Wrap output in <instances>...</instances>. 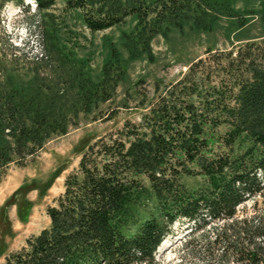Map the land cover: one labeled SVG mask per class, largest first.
I'll use <instances>...</instances> for the list:
<instances>
[{
    "label": "trees",
    "instance_id": "obj_1",
    "mask_svg": "<svg viewBox=\"0 0 264 264\" xmlns=\"http://www.w3.org/2000/svg\"><path fill=\"white\" fill-rule=\"evenodd\" d=\"M24 1L0 0V14ZM56 1L34 0L37 12ZM90 2L96 7L67 0L64 8L82 10L92 33L135 17L123 46L130 59L149 60L154 36L165 38L189 21L205 29L227 9L219 0ZM118 71L111 50L99 84L73 79L82 109L95 97L109 99ZM56 96L37 84L0 92V181L9 166H23L52 136L66 132ZM140 106L137 122L126 120L85 147L46 208L47 228L2 264H153L179 221L188 223L189 235L212 231L211 241L183 245L200 246L206 264H264V214L238 216L241 206L264 197V38L206 50L175 81L156 82L153 98Z\"/></svg>",
    "mask_w": 264,
    "mask_h": 264
},
{
    "label": "rangeland",
    "instance_id": "obj_2",
    "mask_svg": "<svg viewBox=\"0 0 264 264\" xmlns=\"http://www.w3.org/2000/svg\"><path fill=\"white\" fill-rule=\"evenodd\" d=\"M66 1L57 0L51 9L37 12L34 2L25 0L23 7L5 5L0 14V92L40 85L45 92L57 94L55 101L67 119L63 135L52 136L23 166H9L0 181V264L25 239L47 228L46 208L62 193L64 178L76 168L85 147L126 120L137 122L143 113L140 103L153 98L156 82L175 81L208 49L229 50L264 38V0H219L228 10L223 7L221 15L205 29L186 22L180 30L169 29L165 38L156 35L151 39V60L146 56L130 59L123 34L133 31L135 17L92 33L83 23L82 10H66ZM126 1L107 0L116 5ZM6 17L10 23L27 24L28 37L6 32ZM42 47L47 58L35 62ZM111 50L118 55L119 71L113 75L110 97L106 101L95 97L82 109L77 80L73 79L99 84ZM111 113L115 116L107 120ZM263 200L256 198V204L249 201L241 206L238 216H261ZM212 236L210 230L189 235L188 223L176 222L154 252L153 264H206L200 246L185 249L183 245L190 239L211 241Z\"/></svg>",
    "mask_w": 264,
    "mask_h": 264
},
{
    "label": "clouds",
    "instance_id": "obj_3",
    "mask_svg": "<svg viewBox=\"0 0 264 264\" xmlns=\"http://www.w3.org/2000/svg\"><path fill=\"white\" fill-rule=\"evenodd\" d=\"M17 11H20L19 7L16 9ZM4 28L6 32H12L13 35H21L23 37H28L29 35V26L27 24H20L16 25L13 23L8 22L7 17L5 18Z\"/></svg>",
    "mask_w": 264,
    "mask_h": 264
},
{
    "label": "built area",
    "instance_id": "obj_4",
    "mask_svg": "<svg viewBox=\"0 0 264 264\" xmlns=\"http://www.w3.org/2000/svg\"><path fill=\"white\" fill-rule=\"evenodd\" d=\"M46 58V53L42 47V50L36 55L35 62H42L43 60H46Z\"/></svg>",
    "mask_w": 264,
    "mask_h": 264
}]
</instances>
